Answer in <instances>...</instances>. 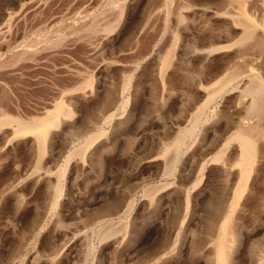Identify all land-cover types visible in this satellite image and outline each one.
<instances>
[{"label":"rangeland","instance_id":"1","mask_svg":"<svg viewBox=\"0 0 264 264\" xmlns=\"http://www.w3.org/2000/svg\"><path fill=\"white\" fill-rule=\"evenodd\" d=\"M153 1L0 0V18L6 16L0 20L5 27L0 26V264H217L219 228L214 227L227 213L232 186L240 178L238 144L223 141L245 117L236 93L247 78L232 80L207 105L202 89L238 53L229 48L207 54V44H226L237 29L218 9L226 0ZM142 21L150 22L149 28ZM167 29L169 41L163 36ZM174 40L165 68L162 58ZM56 103L72 116L60 119L41 152L33 136H19L15 125L55 112ZM174 142L178 161L172 167L175 152L165 158L163 151ZM262 143L239 203L244 207L234 212L241 241L230 264H264ZM218 154L223 155L218 159ZM220 160L229 166L223 169Z\"/></svg>","mask_w":264,"mask_h":264},{"label":"bare ground","instance_id":"2","mask_svg":"<svg viewBox=\"0 0 264 264\" xmlns=\"http://www.w3.org/2000/svg\"><path fill=\"white\" fill-rule=\"evenodd\" d=\"M112 1V0H111ZM121 1V0H120ZM125 1V0H124ZM155 1V0H154ZM153 1V3H155ZM158 1V0H157ZM174 1V0H173ZM179 1V0H178ZM178 1H177V3H178ZM104 3H105V1H103ZM102 2V3H103ZM106 2H107V0H106ZM115 2V1H114ZM126 2H128V1H126ZM163 3H164V1H162ZM180 2V1H179ZM181 2H183L182 0H181ZM221 2V1H220ZM226 2H227V4L226 3H224V2H222L221 4H226V7H224V8H222V9H220V8H218L219 9V11L221 10V14L223 15V16H228V17H231V19H230V22H231V20H232V24L231 25H233L234 26V28L235 29H237V35H235L234 36V34H233V38H229V40H227L228 41V43L226 42V40H224L223 42H226V44H223V45H215V42H214V44L212 43V44H207L208 43V41H207V54L208 53H212V51H215V50H220V49H223V50H225V51H228V50H226V49H229V48H234L233 50H237V52H232L233 54L235 53H237V56H236V58H235V60H233V62L230 64H228L229 66L227 67V68H224V67H222L223 69H225V72L222 74V75H220V77H218L214 82H212L210 85H208L207 87L205 86V88H203L202 89V91H203V96H204V105H207V103L208 102H211V101H214L223 91H224V89H226V87L232 82V80H234V79H237V78H242V77H246L247 78V81L245 82L246 84H245V86L243 87V89H242V91H241V93L239 94V92L238 93H236V94H238V95H240V98H238V102L239 101H241L242 102V104H243V106H244V111H245V117L243 118V116L241 115V113H239V115L240 116H242V120L232 129V130H230L229 131V129H228V131H229V134L226 136V134H225V142L223 141V143H224V145H228L230 142H232V141H235V142H237V144H238V147H239V156L237 157V160L235 161L236 163V165H237V170H236V172L238 171V170H240V178L238 177V176H236V178L235 179H237V177L239 178L238 179V181L236 182V184L235 185H233V186H235L234 188H233V186H232V189H230V191L232 192L231 193V200L230 201H227V199H226V201L227 202H229L230 204H229V206H228V209H227V213L225 214V216L223 217V219H222V221L220 222V224L219 223H216V224H219V226L218 227H214V228H219V229H216V231L215 232H217V230L219 231L218 233L219 234H217V233H213L214 235L215 234H217L218 236L216 237L215 236V239H214V245H215V259L217 260V264H230L233 260L232 259H234L233 257H234V252H236V249H237V247H239L238 245H239V242L241 241V240H239V239H241L240 238V236H239V233H238V231H236V230H239V229H237L235 226H234V223L233 222H235V220H237L236 218V216H234V212L239 208V206H242V204L241 205H239V203H242L240 200L242 199V196L244 197V193H245V191L246 190H248L247 189V184H248V176H249V173H250V171L251 170H253V168L254 167H252V169L250 168V166H251V164L253 163V161H254V158H255V156H256V153H259L258 151H259V145L261 146V144H260V142L262 143V142H264V0H226ZM117 3V2H116ZM119 3H122V2H119ZM125 3V2H124ZM131 3V2H130ZM160 3V2H159ZM162 3V4H163ZM176 3V2H175ZM185 3V2H184ZM217 3V2H216ZM100 4V3H99ZM110 4H112V3H110ZM109 4V5H110ZM123 4V3H122ZM128 4V3H127ZM161 4V3H160ZM170 4V3H169ZM220 6H222L220 3H218ZM223 4V5H224ZM125 5V4H124ZM124 5H122V6H124ZM181 6H182V4H181ZM206 6V5H205ZM107 7V6H106ZM111 7V6H110ZM155 7H156V5H155ZM168 7V6H167ZM218 7V6H217ZM153 8V7H152ZM176 8H178V7H176ZM118 9V8H117ZM151 9V8H150ZM149 9V10H150ZM190 9V8H189ZM119 10H120V8H119ZM125 10H126V8H125ZM151 10H153V9H151ZM176 11H177V9H175ZM181 10V9H180ZM114 11V10H113ZM118 11V10H117ZM117 11H115V12H117ZM123 11V10H122ZM154 11H156V10H154ZM154 11H152V12H154ZM159 11V10H158ZM170 11V10H169ZM179 11V10H178ZM188 11V10H187ZM112 12V11H111ZM124 12V11H123ZM79 13V12H78ZM104 13V12H103ZM155 13V12H154ZM178 13V12H177ZM181 13V12H180ZM186 13V12H185ZM213 13V12H212ZM5 14V13H4ZM3 14V15H4ZM101 14V13H100ZM106 14H107V12L105 13V17H106ZM112 14H113V12H112ZM116 14H118V13H116ZM116 14H113V15H116ZM121 14V13H120ZM143 14H145V13H143ZM157 14V12L155 13V14H152V16L154 17L155 15ZM6 15H7V13H6ZM123 15V14H122ZM146 15H147V17H149L148 16V14H147V11H146ZM160 15H162V14H160ZM168 15V14H167ZM11 16V15H10ZM75 16V15H74ZM73 16V17H74ZM89 16V15H88ZM108 16H109V14H108ZM124 16V15H123ZM151 16V17H152ZM220 16V15H219ZM222 16V17H223ZM2 17V16H1ZM11 17H13V16H11ZM10 17V18H11ZM96 17V16H95ZM97 17H99V16H97ZM96 17V18H97ZM146 17V16H145ZM152 17V18H153ZM156 17V16H155ZM5 19L6 18V16L5 17H2V19ZM95 18V19H96ZM110 18V17H109ZM115 18V17H114ZM143 18H144V15H143ZM166 18V17H165ZM172 18V17H171ZM175 18V17H174ZM181 18V17H180ZM179 18V19H180ZM221 18V17H220ZM1 18H0V20H2ZM90 19V18H89ZM99 19H101V18H99ZM104 18L102 17V20H103ZM118 19V18H117ZM120 19V18H119ZM118 19V20H119ZM185 19H187V18H185ZM224 19V18H223ZM78 20V19H77ZM102 20H101V22H102ZM106 20H108V17H107V19ZM105 20V21H106ZM109 20H111V19H109ZM147 20H148V18H147ZM147 20H145V21H147ZM171 20V19H170ZM190 21V19H187L186 21L184 20V22H187V21ZM192 20V19H191ZM225 20V19H224ZM223 20V21H224ZM227 20V19H226ZM88 21V20H87ZM100 21V20H99ZM113 21V20H112ZM116 21V20H115ZM144 21V22H145ZM167 21V20H166ZM174 21V20H173ZM176 21V20H175ZM1 22V21H0ZM8 22V21H7ZM85 22V21H84ZM91 22V21H90ZM95 22H97V20H94V22H93V20H92V24L93 23H95ZM109 22H111V21H109ZM108 22V23H109ZM123 22V21H122ZM141 22V21H140ZM143 22V21H142ZM144 22H143V24H144ZM158 22H160V21H158ZM161 22H163V21H161ZM183 22V21H182ZM229 21H227V23H228ZM87 23V22H86ZM86 23H84V24H86ZM105 23V22H104ZM150 23V22H149ZM148 23V24H149ZM165 22H163V24H164ZM167 23V22H166ZM165 23V24H166ZM188 23V22H187ZM3 24L5 25L6 24V22L4 23L3 22ZM100 24V23H99ZM110 24V23H109ZM114 24V23H113ZM118 25L119 26V23H117V21H116V23L114 24V26L115 25ZM145 24H146V27H148V24L145 22ZM155 24V23H154ZM156 24H157V22H156ZM155 24V25H156ZM159 24V23H158ZM162 24V23H161ZM169 24V23H168ZM173 24V23H172ZM176 24H178L179 25V23L178 22H176ZM228 24H230V23H228ZM2 24L0 23V26H1ZM9 25V24H8ZM102 25V24H101ZM105 25V24H104ZM111 25V24H110ZM177 25V26H178ZM180 25H182V23H180ZM226 25V24H225ZM231 25H230V27H231ZM6 26V25H5ZM95 26V25H94ZM93 26V27H94ZM97 26V25H96ZM120 26H122L121 24H120ZM119 26V27H120ZM138 26V25H137ZM158 26V25H157ZM166 26V25H165ZM183 26V25H182ZM227 26V25H226ZM232 26V27H233ZM2 27H4L3 25H2ZM92 27V28H93ZM98 27V26H97ZM105 27V26H104ZM108 27V26H107ZM112 27V26H111ZM154 27V26H153ZM152 27V28H153ZM159 27H160V25H159ZM159 27H158V29H159ZM168 27H170V26H168L167 25V28ZM184 27V26H183ZM228 27V26H227ZM227 27H226V29H227ZM230 27H228V28H230ZM1 28V27H0ZM7 28H9L8 26H7ZM79 28V27H78ZM78 28H76V29H78ZM85 28V27H84ZM87 28V27H86ZM103 28V27H102ZM121 28V27H120ZM149 28V27H148ZM156 28V27H155ZM160 28H162V25H161V27ZM182 28V27H181ZM233 28V29H234ZM4 29H5V27H4ZM72 29V28H71ZM75 29V30H76ZM100 29V28H99ZM99 29H96V31L97 30H99ZM104 29V28H103ZM110 29V28H109ZM112 29H115L114 27H112ZM119 29V28H118ZM117 29V30H118ZM144 29V28H143ZM147 29V28H146ZM175 29V28H174ZM226 29H224V31L223 32H225V30ZM3 30V29H2ZM91 30V29H90ZM89 30V31H90ZM93 30H95V29H93ZM92 30V31H93ZM102 30V29H101ZM100 30V31H101ZM117 30H115V31H117ZM138 30V29H137ZM139 30H140V28H139ZM149 30V29H148ZM4 31V30H3ZM7 31V30H6ZM133 31V30H132ZM136 31V30H135ZM159 31V30H158ZM157 31V32H158ZM168 31V29L166 30V32ZM172 31V30H171ZM173 31H175V30H173ZM227 31V30H226ZM232 31V30H231ZM236 31V30H235ZM8 32V31H7ZM67 32H69L68 30H67ZM70 32H71V30H70ZM76 32V31H75ZM83 32H85L84 30H83ZM114 32V31H113ZM152 32V31H151ZM156 32V31H155ZM160 32V31H159ZM233 32V31H232ZM82 33V32H81ZM93 33V32H92ZM115 33V32H114ZM140 33V32H139ZM149 32H147V34H148ZM153 33V32H152ZM171 33V32H170ZM225 33H227V32H225ZM230 33V32H229ZM5 34H7L6 32H5ZM4 34V35H5ZM84 34V33H83ZM83 34H81V35H83ZM106 34V33H105ZM141 34H145V33H141ZM151 34V33H150ZM155 34V33H154ZM154 34H152V35H154ZM164 34V33H163ZM168 34V32L166 33V34H164L163 36H165V35H167ZM176 34V35H175ZM175 34H174V36L177 38L176 40H179V37H180V35H177V34H179V33H177L176 31H175ZM88 35V34H87ZM140 35V34H139ZM149 35V34H148ZM158 34H156V36H157ZM160 35H161V33H160ZM171 34H169V36H170ZM230 35V34H229ZM58 36V35H57ZM78 36V35H77ZM100 36V35H99ZM103 36H104V34H103ZM133 36L135 37L136 36V33L135 34H133ZM132 36V37H133ZM155 36V35H154ZM172 36V35H171ZM179 36V37H178ZM226 36V35H225ZM228 36V35H227ZM59 37V36H58ZM76 37V36H75ZM106 37V36H105ZM104 37V38H105ZM151 37V36H150ZM167 36H165L164 38H165V40H167L168 38H166ZM5 38V37H4ZM3 38V39H4ZM77 38V37H76ZM88 38V37H87ZM86 37L84 38V40L85 39H87ZM100 38H102V37H100ZM110 38V37H109ZM144 38H146V34H145V37ZM162 38V37H161ZM173 38V37H172ZM221 38H222V36H221ZM1 39H2V36H1ZM90 39H91V37H90ZM93 39H95V38H93ZM52 40V39H51ZM54 40V39H53ZM56 40H58V39H56ZM60 40V39H59ZM97 40V39H96ZM131 40V39H130ZM210 40V39H209ZM211 40H213V39H211ZM220 40V39H219ZM55 41V40H54ZM61 41V40H60ZM143 41H144V39H143ZM153 41V40H152ZM161 41H163V43H164V40H162L161 39ZM167 41H169V40H167ZM57 42V41H56ZM86 42H88V40L86 41ZM91 42H92V40H91ZM96 42V41H95ZM142 42V41H141ZM211 42V41H210ZM34 43V42H33ZM151 43V42H150ZM167 43V42H166ZM169 43V42H168ZM218 43V42H217ZM53 44H56L55 42H52V45ZM89 44H90V42H89ZM88 44V45H89ZM92 44H94L93 42H92ZM173 44H175V40H174V43H172V45L166 50V55H165V57H163L162 58V60H164V61H162V62H164V63H162L163 64V67H165L164 65H166L167 63V60L170 58L169 56H170V52H172V49H173ZM33 45V44H32ZM57 45V44H56ZM55 45V46H56ZM58 45H59V43H58ZM99 45V44H98ZM102 45H103V41H102ZM148 45V44H147ZM163 45H166V44H163ZM54 46V45H53ZM177 46V45H176ZM197 46V45H196ZM50 47H51V45H50ZM95 47V46H94ZM37 48H39V47H37ZM52 48V47H51ZM88 48H89V46H88ZM90 48H91V46H90ZM176 48V47H175ZM202 48V47H201ZM205 48V47H204ZM29 49V48H28ZM34 49H36V48H34ZM92 49V48H91ZM90 49V50H91ZM153 49V48H152ZM165 48L163 47V49L162 50H164ZM188 49L191 51V52H195L196 51V47H195V45L194 44H192V43H189V45H188ZM199 49V48H198ZM206 49V48H205ZM37 50V49H36ZM35 50V51H36ZM34 51V50H33ZM34 51V52H35ZM150 51V50H149ZM148 51V52H149ZM158 51V50H157ZM165 51V50H164ZM90 52V51H89ZM205 52V51H204ZM215 52H217V51H215ZM95 53V52H94ZM98 53V52H97ZM151 53H152V51H151ZM190 53V52H189ZM96 54V53H95ZM191 54V53H190ZM193 54V53H192ZM195 54V53H194ZM206 54V55H207ZM213 54V53H212ZM232 54V55H233ZM92 55V54H91ZM94 55V54H93ZM204 55V54H203ZM211 55V54H210ZM161 56V55H160ZM172 56V55H171ZM199 56V55H198ZM205 56V55H204ZM203 56V57H204ZM175 57V56H174ZM208 57V56H207ZM232 58H234L233 56H232ZM159 60H160V58H159ZM170 61H172V60H170ZM177 61V60H176ZM160 62V61H159ZM174 63V62H173ZM177 63V62H176ZM185 63V62H184ZM169 64V63H168ZM158 65V64H157ZM226 65V64H225ZM172 66V65H171ZM227 66V65H226ZM158 67V66H157ZM167 67H169V66H167ZM185 67V66H184ZM81 68V67H80ZM162 68V67H161ZM166 68V67H165ZM84 69V68H83ZM159 69V68H158ZM175 69V68H174ZM178 69V68H177ZM179 69H180V67H179ZM81 70H82V68H81ZM80 70V71H81ZM181 70H183V69H181ZM222 70V69H221ZM76 71V70H75ZM85 71V70H84ZM187 71H189V70H186L185 71V73L187 72ZM83 72V71H82ZM167 72V71H166ZM221 72V71H220ZM84 73V72H83ZM159 73H161V72H159ZM222 73V72H221ZM82 74V73H81ZM163 74V73H162ZM166 74H168V73H166ZM165 74V75H166ZM127 75V74H126ZM78 76V75H77ZM160 76V75H159ZM162 76V75H161ZM217 76V75H216ZM216 76H214L215 78H216ZM166 77V76H165ZM84 78V77H83ZM86 78V77H85ZM122 78H124V79H126V78H128V76L127 77H122ZM161 78V77H160ZM77 79V78H76ZM79 79V78H78ZM81 80V79H80ZM127 80V79H126ZM89 81H90V79H89ZM243 81H245V80H243ZM243 81H240V82H242V83H244ZM127 82V81H126ZM211 82V81H210ZM92 83V82H91ZM126 84V83H125ZM161 84H162V82H161ZM76 85V84H75ZM86 85V84H85ZM121 85V84H120ZM238 86H239V84H237ZM241 85V84H240ZM74 86V85H73ZM84 88V87H83ZM123 88V87H122ZM125 88V87H124ZM163 88V87H162ZM228 88H230V87H228ZM232 88V87H231ZM241 88V87H240ZM234 89V88H233ZM84 90V89H83ZM164 90V89H163ZM231 90V89H230ZM77 91V90H76ZM75 91V92H76ZM89 91H90V89H89ZM200 91V90H199ZM84 92V91H83ZM88 92V91H87ZM86 92V93H87ZM70 93V92H69ZM73 93V92H72ZM226 93V92H225ZM88 94V93H87ZM87 94H85V95H87ZM72 95V94H71ZM121 95V94H120ZM188 95H189V93H188ZM69 96V95H68ZM84 96V95H83ZM236 96V95H235ZM123 97V96H122ZM237 97V96H236ZM202 98V97H201ZM192 99V98H191ZM236 99V98H235ZM56 100V99H55ZM161 100V99H160ZM164 100V99H163ZM166 100V99H165ZM206 101V102H205ZM236 101V100H235ZM116 102V101H115ZM118 102V101H117ZM164 102V101H163ZM58 103V102H57ZM56 103V105H57V109H56V111L55 112H52L51 114H46L45 116H43V117H40L39 119H37V120H35V121H33V122H31V123H26L25 121H22V120H18V122H16V131H17V134L19 135V133L20 134H22V133H26V132H29L30 133V135H32L33 136V139L37 142V144H38V148L39 149H41V152L42 151H45V149L44 148H46L45 147V145H46V142H47V138L49 137V135H50V133L53 131V129L54 128H56V127H59V124L61 123L60 122V119L62 118V117H64V116H69V115H71V113H70V111L71 110H69V108H67V107H65L64 105H62V104H57ZM206 103V104H205ZM53 104V103H52ZM112 104V103H111ZM242 104H240V105H242ZM113 105H114V103H113ZM200 105H202V104H200ZM51 106H53V105H51ZM50 106V107H51ZM111 108H112V106H110ZM115 107V106H114ZM122 107V106H121ZM45 108H47V107H45ZM238 109L240 108V107H237ZM48 109V108H47ZM50 109H52V107L50 108ZM50 109H48L47 110V112L50 110ZM54 109H55V106H54ZM241 109V108H240ZM243 109V108H242ZM109 110H111V109H109ZM106 111L107 113H109L110 111ZM193 111V110H192ZM243 111V112H244ZM51 112V111H50ZM241 112V111H240ZM1 113V112H0ZM46 112H44L43 114H45ZM105 113V112H104ZM114 113V112H113ZM198 113V112H197ZM2 114V113H1ZM40 114V113H39ZM42 114V113H41ZM111 114V113H110ZM199 114V113H198ZM224 114H225V112H224ZM107 115V114H106ZM109 115V114H108ZM5 116V115H4ZM33 116V115H32ZM72 116V115H71ZM117 116V115H116ZM201 116V115H200ZM200 116H198V118L200 117ZM226 116V115H225ZM234 116H236V115H234ZM3 117V116H2ZM31 117V116H30ZM29 117V118H30ZM237 117V116H236ZM126 118V117H125ZM187 118V117H186ZM190 118V117H189ZM197 118V117H196ZM228 118V117H227ZM230 118H231V116H230ZM28 119V118H27ZM31 119V118H30ZM117 119V118H116ZM115 119V120H116ZM123 119V118H122ZM191 119V118H190ZM232 119H234V118H232ZM3 120H4V122H8L10 119L9 118H7V116H5L4 118H3ZM67 120H70V118L69 119H67ZM102 120V119H101ZM112 120V119H111ZM126 120V119H125ZM195 120V119H194ZM234 120H237L236 118L234 119ZM239 120V119H238ZM28 121V120H27ZM30 121V120H29ZM28 121V122H29ZM62 121H64V119H62ZM66 121V120H65ZM105 121V120H104ZM110 121V120H109ZM118 122H119V120H117ZM116 121V122H117ZM120 121H121V118H120ZM124 121V120H123ZM191 121V120H190ZM69 122H71V121H69ZM101 122V121H100ZM229 122V121H228ZM232 122V121H231ZM230 122V123H231ZM15 123V122H14ZM109 123V122H108ZM194 123V122H193ZM235 123V122H234ZM234 123H233V126H234ZM10 124V123H9ZM192 124V123H191ZM230 124H228V126H229ZM194 126V125H193ZM6 127V126H5ZM8 127V126H7ZM10 128V127H9ZM230 128H231V126H230ZM57 129V128H56ZM55 130V129H54ZM1 131V130H0ZM12 131H14V129L12 130ZM58 131V130H57ZM56 132V131H55ZM185 132H187V131H185ZM185 132H183V135L185 134ZM189 132V131H188ZM191 133H193V132H191ZM226 133H227V131H226ZM55 134V133H54ZM182 134V133H181ZM23 135V134H22ZM177 135H178V133H177ZM182 135V136H183ZM224 135V134H223ZM20 136V135H19ZM22 137V136H21ZM24 137V136H23ZM51 137V136H50ZM88 138V137H87ZM90 138V137H89ZM174 138V137H173ZM183 138H184V136H183ZM196 138H199V135H198V137H196ZM218 138H219V136H218ZM175 139V138H174ZM223 139H224V137H223ZM13 140V139H12ZM89 140V139H88ZM87 140V141H88ZM177 140V139H176ZM197 140V139H196ZM221 140H222V138H221ZM171 141V140H170ZM181 141V140H180ZM198 142V141H197ZM222 142V141H221ZM183 143V142H182ZM33 144V143H32ZM220 144V143H219ZM164 145V144H163ZM179 144L177 143V144H175V142H174V145H172V147H173V149H172V147L169 145V146H167L166 148H165V150L163 151V156L166 158L167 157V155L168 154H171L173 151L175 152V155H174V157L171 159L172 161H170L171 162V164L170 165H172V167L174 166V163L176 162V160H177V157H178V153H177V146H178ZM233 145H236L235 143H233ZM197 146H201L200 144L199 145H197ZM203 146V145H202ZM201 146V147H202ZM220 146H221V144H220ZM230 146H232V145H230ZM237 146V145H236ZM235 146V147H236ZM262 146H264V144L262 143ZM34 147V146H33ZM35 147H36V145H35ZM34 147V148H35ZM164 147V146H163ZM163 147H161V150H162V148ZM218 147V145L216 146V148ZM225 147V146H224ZM238 147H236V149L238 148ZM204 148V147H203ZM203 148H202V150H203ZM176 149V150H175ZM196 149V148H195ZM230 149V148H229ZM36 150V149H35ZM200 150V149H199ZM228 150V149H227ZM227 150L225 151V153H224V155L226 154V152H227ZM261 150H263V148L261 149ZM172 151V152H171ZM180 151V150H179ZM213 151V150H212ZM216 151V150H215ZM217 151H219V150H217ZM229 151V150H228ZM78 152V151H77ZM160 152V151H159ZM196 152V151H195ZM197 152H199V151H197ZM200 152H202V151H200ZM262 152V151H261ZM264 152V151H263ZM37 153V152H36ZM79 153H81V152H79ZM161 153V152H160ZM180 153V152H179ZM218 153V152H217ZM220 153H222V151L220 152ZM45 154V153H44ZM75 154V153H74ZM173 154V153H172ZM261 154V153H260ZM72 155V154H71ZM215 155V154H214ZM214 155H213V158H214ZM223 155V154H222ZM222 155H217V158L219 159V158H221V156ZM235 155H237V154H235ZM263 155V154H262ZM39 156H41V155H39ZM75 156V155H74ZM173 156V155H172ZM216 156V155H215ZM227 156V155H226ZM259 156V155H258ZM42 157L43 156H41V158H40V160L42 159ZM205 157V156H204ZM231 157H233L234 158V156H231ZM261 157V159L263 158L262 156H260ZM203 158V157H202ZM229 158V160H232L231 158H230V156L228 157ZM228 158H226L225 157V159L227 160ZM256 158H257V156H256ZM156 159H157V157H156ZM168 159H170V158H168ZM209 159H211V158H209ZM224 159V158H223ZM225 159L223 160V161H225ZM44 160V159H43ZM163 160V159H162ZM165 160V159H164ZM167 160V159H166ZM203 160H204V158H203ZM206 160V159H205ZM212 160V159H211ZM210 160V161H211ZM263 160V159H262ZM38 161H39V158H38ZM42 161V160H41ZM178 161V160H177ZM202 161V160H201ZM209 161V160H208ZM213 161V160H212ZM217 161V160H216ZM215 161V162H216ZM221 161V160H220ZM228 161V160H227ZM256 162H257V160H255ZM261 161V160H260ZM260 161H258L257 162V164L260 162ZM222 162V161H221ZM228 162H230V161H228ZM228 162H227V164H225L224 162H222V163H224V164H222V166L223 165H225L224 167H223V169L226 167V166H229V164H228ZM35 163H37L36 161H35ZM40 163V162H39ZM203 163V162H202ZM202 163H201V166H202ZM210 163V162H209ZM212 163V162H211ZM219 163V162H218ZM233 163H234V161H233ZM168 164V163H167ZM230 164H232V161H231V163ZM256 164V165H257ZM169 165V166H170ZM218 165V164H217ZM219 165H220V163H219ZM255 165V166H256ZM39 166V165H38ZM199 166V165H198ZM201 166H200V168H201ZM221 166V165H220ZM234 167V166H233ZM239 167V168H238ZM227 168V167H226ZM34 169V168H33ZM231 169H235V167L234 168H231ZM230 169V170H231ZM249 169H251V170H249ZM255 169V168H254ZM199 170V169H198ZM202 170V169H201ZM227 170V169H226ZM227 172H229V171H227ZM226 172V173H227ZM255 172V171H254ZM239 173V172H238ZM253 173V172H252ZM251 176V175H250ZM251 179V178H250ZM234 182V181H233ZM198 183V182H197ZM231 187V186H230ZM250 187V186H249ZM228 188V187H227ZM226 191H227V189H226ZM255 191H257V189H255ZM186 192V191H185ZM247 192V191H246ZM224 193V192H223ZM259 193V192H258ZM150 194H152V193H150ZM186 194V193H185ZM246 194V193H245ZM253 194V193H252ZM257 194V193H256ZM227 195V194H226ZM230 195V194H229ZM228 195V196H229ZM258 195V194H257ZM261 195V194H260ZM149 196V195H148ZM187 196V195H186ZM223 196V195H222ZM248 196V195H247ZM249 196H250V193H249ZM252 196V195H251ZM246 197V196H245ZM149 198V197H148ZM187 198V197H186ZM185 198V199H186ZM251 198H253V196L251 197ZM257 198V197H256ZM189 199V198H188ZM258 199V198H257ZM261 199H263L262 198V196H261ZM151 200V199H150ZM154 200V199H153ZM223 200V199H222ZM228 200H229V197H228ZM243 200H244V198H243ZM249 200V199H248ZM247 200V201H248ZM259 200H260V198H259ZM128 201V200H127ZM224 201V200H223ZM263 201V200H262ZM51 202V201H50ZM54 202V201H53ZM53 202H51L52 203V205L54 204ZM151 202V201H150ZM187 202V201H186ZM227 202H225V203H227ZM251 202H254V201H252L251 200ZM251 202L249 203V204H251ZM264 202V201H263ZM153 203V202H152ZM223 203V202H222ZM221 203V204H222ZM245 203V202H244ZM219 204V203H218ZM246 204V203H245ZM258 204V203H257ZM260 204V203H259ZM52 205L50 206V207H52ZM220 205V204H219ZM227 205V204H226ZM225 204H224V206H226ZM255 205H256V203H255ZM261 205V204H260ZM259 205V206H260ZM263 205H264V203H263ZM128 206H130V203L128 204ZM247 207H248V205H246ZM252 206H254V204L252 205ZM227 207V206H226ZM242 207H244V206H242ZM242 207H240V209L242 208ZM246 208V207H245ZM250 208V207H249ZM255 208V207H254ZM262 208H264V206L262 207ZM51 209V208H50ZM223 209H225V208H222V210ZM239 209V210H240ZM244 210V209H243ZM249 210V209H248ZM247 210V211H248ZM245 211V210H244ZM249 211H251V208H250V210ZM254 211H257V210H254ZM258 211H260L259 209H258ZM262 211V210H261ZM221 212V211H220ZM225 211H223V213H224ZM237 212V211H236ZM236 212H235V214H236ZM240 212H241V210H240ZM246 212V211H245ZM252 212V211H251ZM248 213V212H247ZM247 213H245V214H247ZM253 213V212H252ZM251 214V213H250ZM255 214V213H254ZM258 214H259V212H258ZM238 215V214H237ZM242 215L244 216V214L242 213ZM247 215H249V214H247ZM253 215V214H252ZM235 217V220H233L234 219V217ZM240 216V215H239ZM242 216V217H243ZM259 216V215H258ZM246 217V216H245ZM249 217H250V219H251V217L252 216H250L249 215ZM262 217V216H261ZM260 217V218H261ZM253 219H254V217H252ZM253 219L251 220V222H253ZM264 219V218H263ZM238 220H240V218L238 219ZM219 222V221H218ZM237 222V221H236ZM235 222V223H236ZM255 222H256V220H255ZM255 222H254V224H255ZM259 222V221H258ZM260 223V222H259ZM263 223V222H262ZM261 223V224H262ZM237 225V224H236ZM264 225V224H263ZM211 227V226H210ZM236 229H235V228ZM211 234V233H210ZM240 235H241V233H240ZM209 237H212V236H209ZM214 237V236H213ZM212 237V238H213ZM211 242V241H210ZM262 242V241H261ZM214 245H212V246H214ZM261 245V244H260ZM260 245H258V246H260ZM262 245H264V243L262 244ZM261 245V246H262ZM207 248V247H206ZM259 249H261V248H259ZM212 250V249H211ZM256 250V249H255ZM210 251V250H209ZM214 251V250H213ZM256 252H258L257 250L256 251H254V253H256ZM262 253V252H261ZM261 253H259V254H261ZM234 254V255H233ZM237 254V253H236ZM258 254V255H259ZM256 255V257H257V254H255ZM254 255V256H255ZM262 255H264V254H262ZM209 256H211V257H213L214 256V254L213 255H209ZM253 257V256H252ZM255 257V258H256ZM210 258V257H209ZM214 258V257H213ZM212 258V260H214ZM257 258H259V257H257ZM21 259V258H20ZM252 259V258H251ZM253 259H254V257H253ZM260 259V258H259ZM209 260V259H208ZM232 260V261H231ZM256 260V259H255ZM209 261H211V260H209ZM261 261V260H260ZM263 261V260H262ZM15 262H16V260H15ZM14 262V263H15ZM252 262H254V261H252ZM19 263V262H18ZM21 263V262H20ZM260 263V262H259ZM211 264H214L213 262L211 263ZM235 264V263H234ZM261 264V263H260Z\"/></svg>","mask_w":264,"mask_h":264}]
</instances>
